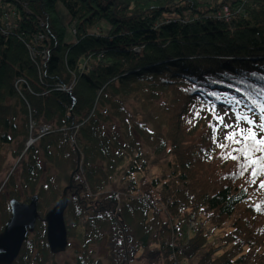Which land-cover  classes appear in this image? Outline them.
Segmentation results:
<instances>
[{"label": "trees", "instance_id": "obj_1", "mask_svg": "<svg viewBox=\"0 0 264 264\" xmlns=\"http://www.w3.org/2000/svg\"><path fill=\"white\" fill-rule=\"evenodd\" d=\"M262 92L264 0H0V172L19 158L0 232L10 199L36 194L39 212L12 264L51 262L43 217L70 183L68 245L105 241L108 264H264V175L234 177L209 127L233 98L258 118ZM73 264L101 261L84 250Z\"/></svg>", "mask_w": 264, "mask_h": 264}, {"label": "snow or ice", "instance_id": "obj_2", "mask_svg": "<svg viewBox=\"0 0 264 264\" xmlns=\"http://www.w3.org/2000/svg\"><path fill=\"white\" fill-rule=\"evenodd\" d=\"M261 95L264 96V92ZM231 103L234 107L231 113L233 117L232 121L226 119L228 113H214L209 109L210 114L213 115V119L217 121L216 124L209 123L211 141L217 148L222 150L230 148V151L227 153L221 151L220 158L222 160L232 159L236 162V172L233 173L234 177H243L245 173H248L249 179L247 183L255 184L256 180L264 175V135H261V133H264V101H251L252 107L260 113L258 118L248 114V112L252 111L251 108L243 114L239 110H236L235 105L242 103L241 101L233 98ZM196 115L198 116L199 112ZM242 123L248 125V127H241ZM253 128H257L259 131L253 132ZM221 131L223 132L222 140L218 136V133ZM257 152L261 153V155L256 156L255 153ZM211 158V155H209V159ZM249 169H251L250 172ZM259 187L264 189V180L260 181ZM255 210L264 212V208L259 205L255 206Z\"/></svg>", "mask_w": 264, "mask_h": 264}, {"label": "water", "instance_id": "obj_3", "mask_svg": "<svg viewBox=\"0 0 264 264\" xmlns=\"http://www.w3.org/2000/svg\"><path fill=\"white\" fill-rule=\"evenodd\" d=\"M68 186L63 189L56 204L43 217L46 223V242L53 254L63 252L68 246L67 228L64 222ZM8 205L10 216L0 233V264H12L28 234L34 230L39 214L36 194L32 195L28 202L12 198L8 201Z\"/></svg>", "mask_w": 264, "mask_h": 264}, {"label": "rangeland", "instance_id": "obj_4", "mask_svg": "<svg viewBox=\"0 0 264 264\" xmlns=\"http://www.w3.org/2000/svg\"><path fill=\"white\" fill-rule=\"evenodd\" d=\"M200 1H202V0H200ZM57 7H58L59 13L61 15L62 21L64 23H66L67 19H68V15H67L66 11L59 4L57 5ZM63 13H65V14H63ZM102 26H103V29L102 28L101 29L103 30V32H105L108 28V25L106 23H104V24H102ZM164 102H165L164 97H161L158 99L157 104H162ZM129 104L133 105L135 107V110L140 111L141 106L138 103H133V104L129 103ZM129 104H127L126 107L129 108V110H130L131 107L129 106ZM226 119L229 121H232L233 117H232V115H230L228 113V115L226 116ZM216 123H217V121H216ZM47 128L48 127H46L45 125L40 127V128L38 127L36 129V132H39V135L43 134L44 132L47 131ZM221 133L223 134L222 131H221ZM37 138H38L37 136L34 137L33 135H31V137L28 138L26 145L30 146L31 144H33V142L36 143ZM8 155L9 156L7 157L6 165H5L4 169L0 172V192L5 189L4 183L7 181V179H8L7 177L10 175V173H13L17 177V173H18V169H19V167L17 165L19 158H13L10 154H8ZM154 167H158V165H156ZM162 167L164 168L163 164H162ZM158 171L159 170H157V172ZM0 195H1V193H0ZM244 207H245V203H240L235 208L233 213L226 219V221L223 224V226L221 227V229H213L211 231L212 233L209 235V241L216 243L218 236H220L221 234H223L225 231H227L230 228V223L232 222V220L234 218H236L237 216L240 215V213L244 209ZM196 219L198 222L195 224ZM190 221H188V219H187V222H186L187 224L185 223V226H183L184 230L186 231V233L188 235H190L193 231H196L197 229H199V227H201V223L199 222L200 220L198 217H196L195 219H192ZM0 223H1V214H0ZM30 236H31V234L29 235V237ZM84 250H87L89 255H91L92 257L100 259L101 264H108L109 263L105 241L100 242L99 244H90V245L84 247L80 241L71 240V241H69V245L67 246V248L63 252L54 254V256L51 259V262L49 264H73L75 256L77 254H79L80 252H83ZM132 264H140V262L137 260H134L132 262Z\"/></svg>", "mask_w": 264, "mask_h": 264}, {"label": "built area", "instance_id": "obj_5", "mask_svg": "<svg viewBox=\"0 0 264 264\" xmlns=\"http://www.w3.org/2000/svg\"><path fill=\"white\" fill-rule=\"evenodd\" d=\"M43 129V128H42ZM196 217L193 215V214H190L189 215V218H188V221H190V220H192V219H195ZM191 222V221H190ZM198 221H197V219H196V221H195V224L197 223Z\"/></svg>", "mask_w": 264, "mask_h": 264}]
</instances>
